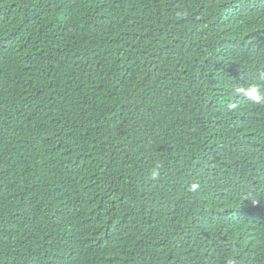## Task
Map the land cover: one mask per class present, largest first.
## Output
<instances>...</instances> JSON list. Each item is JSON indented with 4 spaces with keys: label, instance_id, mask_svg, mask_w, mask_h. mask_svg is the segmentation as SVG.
Wrapping results in <instances>:
<instances>
[{
    "label": "trees",
    "instance_id": "1",
    "mask_svg": "<svg viewBox=\"0 0 264 264\" xmlns=\"http://www.w3.org/2000/svg\"><path fill=\"white\" fill-rule=\"evenodd\" d=\"M0 264H264V0H0Z\"/></svg>",
    "mask_w": 264,
    "mask_h": 264
}]
</instances>
